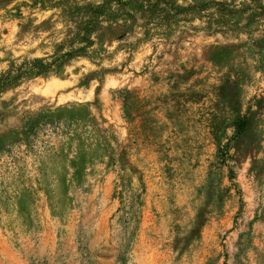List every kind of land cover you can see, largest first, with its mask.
Returning a JSON list of instances; mask_svg holds the SVG:
<instances>
[{
  "label": "rangeland",
  "instance_id": "374dc122",
  "mask_svg": "<svg viewBox=\"0 0 264 264\" xmlns=\"http://www.w3.org/2000/svg\"><path fill=\"white\" fill-rule=\"evenodd\" d=\"M106 1V13L86 25ZM215 1L223 5L193 15L178 0H0L9 63L21 59L24 36L57 21L74 23L75 35L98 34L60 73L73 60L91 62L89 49L100 58L116 45L112 68H73L72 87L59 88L70 78H39L44 86L29 100L48 101L40 109L24 110L19 93L0 101V264H264V80L256 76H264V0ZM37 9L61 12L40 19ZM75 35L68 47L83 45ZM121 122L131 138L117 154L109 140ZM116 167L130 175L114 179ZM116 226L123 242L110 249Z\"/></svg>",
  "mask_w": 264,
  "mask_h": 264
},
{
  "label": "clouds",
  "instance_id": "9594fccd",
  "mask_svg": "<svg viewBox=\"0 0 264 264\" xmlns=\"http://www.w3.org/2000/svg\"><path fill=\"white\" fill-rule=\"evenodd\" d=\"M27 2L30 4L31 0H27ZM53 3H56V0H52ZM102 0H97V3H101ZM179 3L183 4L185 7H187L188 5L193 3V0H178ZM243 2V0H237V6L239 7L240 4ZM14 3H20V0H14ZM2 11H8V9H3ZM60 9H52L51 11H47V12H43L40 13L39 9H37V13H39V18L40 19H45L47 16L53 15L56 17L60 16ZM29 13L27 10H25L24 12V16L28 17ZM26 20H20L18 21V23H20L21 25H23L24 23H26ZM37 23H39V20L36 21ZM196 23H200V21H196ZM69 29H71V32H69ZM12 31L13 33H15L16 31H18V29L15 28V23H13L12 25ZM76 29H75V24L74 23H69L67 20H64L63 22L57 21L56 24L52 27L51 32H40V33H29L28 35L24 36V38L15 46L16 48H19L21 51L17 52L16 55H20L21 59H15V56L11 57L10 59L15 60V64L17 67H19V65L23 62L24 59H28V60H32L35 57H52L53 59H55L56 57L53 56V52H54V48L55 45L59 44L61 41H65V46L63 51L65 53L67 52H71L73 51L74 48H79V47H83V45L79 44V43H75L72 45V47H68L67 46V42L72 40V37L75 35ZM98 34H93L91 39L92 40H96ZM49 37V39H45V37ZM242 39H246V37H242ZM41 41L44 42V44L48 45V47L37 50L33 55H29V56H24L23 53L26 52L27 49H31V48H35L37 44H39ZM107 47V45H106ZM116 47L115 44L112 45V48ZM112 48H108V52L104 53L102 57L97 58V57H93L92 56V52L93 49H89V58L91 59V62H89V59H77V60H73L71 62V66L67 68V71L64 73H55L54 69L53 72L46 77V79L51 80L52 82H56L57 79L59 80H65L67 81L69 78L71 79V83H63L59 85L60 89H64V88H69L72 87L74 84L77 83L79 77L76 76H71L70 74L73 70V68H78L80 66H85L83 71L81 72V75H83L86 72H90V71H95V72H100L101 69H107V68H112L114 66L113 62H110V59L108 58V53L112 51ZM15 51V49H14ZM63 53H60L59 55H62ZM147 53H145L146 55ZM8 56L7 51L5 52H0V74L5 73L8 71V64H9V60L5 59V57ZM121 58H123V56L121 55ZM45 63H51L50 60L45 59ZM27 69H23V71H26ZM225 71H227V69H225ZM15 74V72L13 73ZM256 76L261 79L264 80V76H261L259 73L256 74ZM37 85H39L40 87L44 86V80L42 79H34L30 82H26L22 85L21 88L15 89L14 91H8L7 93L4 94H0V101H7L9 98H11L12 96L16 95L17 93L20 94V99L23 100H29V98L33 95V93H38L39 89L36 87ZM92 89L97 87V84L95 81L92 82L91 85ZM80 91H84V89H80ZM181 91H183V88H181ZM85 99L87 100H91L92 99V92L89 90L85 93ZM63 99V98H62ZM19 101H17L18 103ZM48 103V101L44 100V101H39L36 102L35 104L32 103L31 100H29V104L27 106L26 111H35L36 109H40L43 107L44 104ZM9 126H12L14 124L17 123L16 119H13L12 121H9ZM121 124L123 125V122H121ZM3 126H0V128H2ZM131 128L132 126L130 125H123L122 127L118 128L115 131V136H116V141L112 142L111 140H109V144L111 145V150L113 152H116L117 154L119 153V151L123 148V146L125 144H127L129 142V140H126L125 137L127 136L129 139L131 138ZM125 129H128V131H125ZM235 132L234 128H227L226 129V134L225 137L223 139V143L227 144L229 142V139L233 136ZM106 136H111L112 135V131L109 130L108 133L105 134ZM209 152H214L215 151V146L213 145L210 149H208ZM206 158H210V157H206ZM107 159V157H105V160ZM139 159V158H136ZM135 162V161H133ZM102 167V166H101ZM117 175H123V176H129L130 173H128L127 171L121 173L119 167H116L113 171V178L115 179V177ZM135 177H132L133 180V189L136 188V183H135ZM117 183H119V181H117ZM261 202H264V200H262ZM185 212L188 214L187 218L190 219L191 216L195 215V208L192 206H188L185 209ZM177 224L180 225L181 229L183 230L185 227V219H178L176 221ZM89 231H91V229H89ZM123 238H124V234L121 232V229L119 226H116V228L113 230L112 233L109 234L108 239L105 241L107 244V247L110 249H119L122 245L123 242ZM264 247V246H262ZM128 255H133L132 252H129ZM113 259H115V255L113 253ZM109 264H111V262H109ZM131 264V261H130ZM177 264H184V262H177ZM228 264H231V261L228 262Z\"/></svg>",
  "mask_w": 264,
  "mask_h": 264
},
{
  "label": "trees",
  "instance_id": "16d2710c",
  "mask_svg": "<svg viewBox=\"0 0 264 264\" xmlns=\"http://www.w3.org/2000/svg\"><path fill=\"white\" fill-rule=\"evenodd\" d=\"M212 5L222 6L223 3L217 2L215 0H208L205 2L193 0L192 5H189L187 9L192 12L191 14L198 15L209 9ZM106 6L107 1L102 4L92 6L90 10L91 20L86 22V25H89L88 23L93 24L94 21H97V19L99 20L106 13ZM79 30L80 29L77 28V31ZM88 34L89 31L85 27L83 35L80 33H77L75 35V39L80 40V42L85 45L84 47L73 49V51L65 53L63 51L64 44H62V48H58V50L53 53V56L56 57L55 59H53L52 57L34 58L32 60L24 59L19 67L16 66L15 60L11 61L8 64V71L0 74V94L7 93L8 91L19 87L20 85H22V83L32 78H46L53 72V69L55 73L59 74L68 61L76 57L84 56L86 54L85 48L92 45V41ZM67 44H72V40L67 42ZM60 53L63 54L59 55ZM45 59L50 60L51 63H45ZM23 69L27 70L23 71ZM14 72L15 74H13ZM130 95V92L125 91L124 97L122 98L124 115L126 116L129 115V106L133 105V102H130Z\"/></svg>",
  "mask_w": 264,
  "mask_h": 264
}]
</instances>
